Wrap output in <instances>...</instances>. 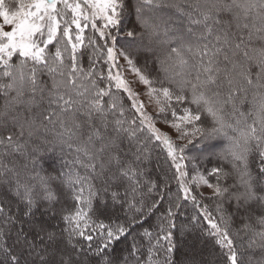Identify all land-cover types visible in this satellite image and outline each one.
Returning a JSON list of instances; mask_svg holds the SVG:
<instances>
[{
  "label": "snow or ice",
  "instance_id": "obj_1",
  "mask_svg": "<svg viewBox=\"0 0 264 264\" xmlns=\"http://www.w3.org/2000/svg\"><path fill=\"white\" fill-rule=\"evenodd\" d=\"M161 7H170V5L165 4L163 0H138L135 5L137 19L150 37L160 36L162 24L153 22L145 13H151ZM196 7L200 9V16L190 17V23L204 26L205 33L199 37L200 40H206L207 36L212 35L209 21L219 24L222 12L231 13L238 28L241 27V21H250V23H242V28L248 30L247 38L245 39L243 33H237L236 41L233 43L230 38L231 33L225 32L223 36L217 35L215 37L217 43L209 47L208 43H184L182 38L181 43L176 44L175 37H169L168 55L166 60L160 62L158 70L162 76L153 79L136 67L128 51L118 50L116 47L118 30L126 8L124 0H9V2L0 0V92L6 98L10 97L5 100L4 112L0 113V123L6 126L8 121H19L21 114L17 108L22 104H27L26 111L31 113L32 107L38 106L37 95L44 100L47 91L48 104L55 105L59 112L56 109L46 111L43 120L59 123L63 130L60 135L66 134L70 138L76 135V130L82 127L81 122L76 119L77 113L86 118L92 129L91 134L77 151H82L89 161L95 158V153L90 151L89 147L93 137L103 141L109 124L115 133H126L129 138H134L138 131L142 132L146 127L155 140L162 142L166 147L167 154L176 169L175 179L183 193V196L177 197L175 202L169 200V206L165 210L166 215L160 217L158 231L153 233L143 228L141 217L151 216L159 204L164 202L163 189L168 188L167 183L164 184L163 189L157 191V199L150 205H145L143 201L139 202V206L134 200L123 201L118 191H112L113 205L126 203L128 209H134L139 215L129 216L123 223L105 224L102 220L93 221L90 215L104 211L103 207L94 208L92 203L96 198L103 201L104 197L94 189L89 177L79 175L69 177L65 184L71 192L76 207L74 211H69L62 217L66 224L63 231L67 234L63 248L50 252L46 244L44 250L38 251L39 246L34 241L28 242L25 239V243L31 249L28 255L34 256V260H25L24 264H121L112 259L109 249L115 251V246L126 240L137 225L142 229L139 235L143 237V241L133 238L129 246V255L136 256V264H171V253L174 248L172 229L176 227L173 217L181 207V198L191 199L193 202L197 198L191 194L185 183L187 172L181 171L184 165L179 161L184 159L182 155L184 148L177 149L169 136L156 128L153 116L147 113L148 105L139 100L131 83L123 75L119 64L120 58L126 62L128 69L139 83L145 86L144 95L147 96L149 103L154 101L157 113L165 114L171 110L172 120L169 121L165 115L164 122L176 131L179 139L188 138L190 144L191 137L203 136L207 139L223 138L227 142L220 155L231 163L238 174V183L232 185L237 191L231 194L237 202V207H240L241 200L245 204L255 200L264 207V184H254V178L248 168V156L254 144L260 159V180L264 181V0H231V3L226 0H205L203 5L198 4ZM188 32L192 33V29L189 28ZM163 33L168 36L166 27ZM134 35V31L126 32L128 37ZM255 40L260 43H254ZM226 47L228 51L225 50ZM221 55L226 62L224 68L217 66V58ZM190 57L198 58L197 65H190ZM237 57H242V60L238 61ZM85 58L87 67L84 65ZM205 58H207L206 64ZM229 64L230 68L227 67ZM192 67L198 69L195 74L190 70ZM253 68L257 69L255 74ZM221 72L228 84L227 100L220 98V91H212L213 86L217 89L223 87V81L219 80ZM43 75H47L51 81L50 87L46 81L41 80ZM166 84L176 85V90L165 86ZM250 90L252 99L249 101L247 94ZM122 93H126L132 102L131 107L138 114L139 124L137 118L131 121L124 118ZM239 93H244L240 104L246 102L249 104L246 112L232 103L233 97ZM105 97L108 99L105 100ZM185 101L195 105V109L184 107L183 114L177 115L173 102L182 105ZM226 103L232 104L234 113L239 112L241 119H237L235 124L224 119ZM66 113L72 114L71 123L64 118ZM110 115L115 117L111 121L108 119ZM202 116L210 119L211 127L203 126ZM94 117L99 118V127H94L91 123ZM249 117L252 118L251 122ZM26 122L30 125L35 124V117L27 118ZM19 127V134L23 136V124ZM12 141L13 134L9 133L0 138V145L6 142L10 144ZM110 142L114 143L115 139L111 138ZM98 151L104 152L105 146ZM137 151L140 149L138 148ZM178 152L181 155L178 156ZM113 160L116 164H120L118 156H112L108 162L111 163ZM85 167L96 173L95 163L90 162ZM100 168L101 172L97 175L104 172L103 163ZM221 173H223L221 168H213L210 173L217 175L216 184L210 183L203 176H194L192 181L197 185L202 183L213 189L214 196L224 197L229 193V187L219 183L222 178L219 175ZM120 174L133 183H138L135 180L134 169L121 168ZM227 175L228 173H223L224 177ZM42 187L43 199L51 205L56 201L57 195L47 187L46 183ZM86 189L87 197L84 195ZM154 189H157L155 182L151 184L149 191ZM104 191L107 192L108 189L105 188ZM22 201L26 215L33 214L34 210L41 206L30 191L25 192ZM217 211H221L220 205H217ZM0 215H5L3 207H0ZM203 216L210 228L207 235L214 238V242L222 249H227L225 253L227 264H243L237 246L230 238L229 222L223 213L220 223L211 218L206 210ZM7 219L15 223L10 216ZM193 219L195 220V217ZM221 224L224 227H221ZM93 225L94 229L99 230L101 237L99 243L95 245L92 243L94 237L88 231ZM43 231V226H38L36 229L37 237L41 241L44 240L40 235ZM242 231L246 235L251 233L247 242L248 249L251 250L255 246L264 250V215L255 217V225L246 222ZM47 240L49 243L54 242L55 233L48 232ZM81 240L87 241V245L82 244ZM144 248L147 250V256L141 260L140 256H143ZM0 252L4 257L0 264H21V257L16 254L14 248L0 246ZM123 264H127V260ZM261 264H264V261H261Z\"/></svg>",
  "mask_w": 264,
  "mask_h": 264
},
{
  "label": "trees",
  "instance_id": "obj_2",
  "mask_svg": "<svg viewBox=\"0 0 264 264\" xmlns=\"http://www.w3.org/2000/svg\"><path fill=\"white\" fill-rule=\"evenodd\" d=\"M205 0L201 2H195V0H186L185 4L179 8H171L168 15H163L162 20L168 22V27H174V30H183L188 22H185L187 17L181 18L180 21L169 22V18L173 15L179 13L184 14H196V18L200 16V9L196 5H203ZM231 3V0L226 1ZM135 0L125 1V12L124 14H132V19L127 22L124 29L128 31H134L135 35L133 37H123L120 40H131L130 38H141V36H147L143 39V46L147 48L149 42L155 41L157 37H150L149 34L141 27L140 22L135 18ZM163 7L157 8V12H161ZM183 14V15H184ZM221 22L218 24L219 30L222 32L220 36H223L225 32L231 33V39L233 43L236 41V34L243 33L245 39L247 38V29L242 28L243 22L241 21V27H237V22L233 19L231 13H220ZM234 21V22H233ZM126 22V21H125ZM209 25L213 28V21H209ZM259 26V22H257ZM201 28V34L205 31L203 25H197ZM193 30L192 27H189ZM186 28V29H189ZM217 28V27H216ZM217 28V29H218ZM168 30V29H167ZM126 36V35H123ZM174 37L172 34L168 33V36L163 35L158 38L163 43L162 40L165 39L166 47H156L150 48L152 51L148 53H141L140 49L123 48L132 56L136 67L141 69L145 74L149 75L153 79L158 76H162L159 73V65L162 60H166L168 55V49L170 44L168 43V38ZM136 40V39H135ZM184 43H208L209 47L215 45L217 41L215 38H207L206 40H201L198 42H191V40L185 41ZM175 43H181V39L177 41L175 38ZM254 43L259 44L260 41L255 40ZM148 49V48H147ZM228 51V48L225 49ZM163 54V55H162ZM229 54H231L229 52ZM161 55V57L159 56ZM150 56V57H149ZM152 56V57H151ZM163 56H165L163 58ZM163 58V59H162ZM217 66L220 68L225 67V61L223 56L217 58ZM237 60H242V57H237ZM190 65H197L198 58H189ZM204 63H207V58H205ZM84 65L87 67V59H84ZM231 67V65H227ZM190 70L195 74L198 70L197 67H192ZM253 73L257 71L256 68L252 69ZM214 75L216 73H213ZM42 81L48 83V87L51 86V81L47 75L41 76ZM179 80V77H177ZM219 80L223 81L222 88L212 87V91H220L221 99L227 100L228 84L224 79L223 72L219 74ZM159 86V85H157ZM176 90V85H165ZM14 95V93L12 94ZM244 93H239L233 97L232 103H235L240 107L241 111H247L249 104L246 102L243 105L240 104V99L243 97ZM248 100L252 99L251 90L248 92ZM121 101L125 107V119L131 121L133 118H137V124H139L138 115L135 114V110L128 109L129 101L123 98L121 95ZM37 97H40L37 95ZM37 105L33 106L31 113L26 111L28 105H19L17 111L21 114V119L17 122L8 121L5 126L0 123V138L5 137L9 133L13 134V141L0 145V207L5 209V215H0V246H7L14 248L17 255L21 257V264H24L25 260L33 261L34 256L28 255L31 251L28 245L25 243V239L28 242H33L38 245V251H42L45 245H50L52 251L63 248L64 241L66 240L67 234L63 231L66 227L65 222L62 217L69 211H74L76 204L71 197V192L66 186L65 182L69 177L88 176L89 182L94 185V189L99 191V195L104 197V200L96 198L93 200L94 208H104L103 212L90 213L92 220L98 222L102 220L105 224H110L113 222L123 223L128 219L129 216L139 215L135 213L134 209H128L126 203H122V206L115 210L113 205H111V192L118 191L123 201L134 200L139 206V202L143 201L145 205H150L153 200L157 199V191L163 189L165 183L168 184L167 189H163L165 193L164 202L159 204L156 211L149 217L143 219V228H147L153 233L158 231V224L160 217L166 215V208L169 206V200L175 202L177 197H182L183 193L180 190L179 184L175 179L176 169L173 166L171 158L167 154V149L162 142L155 140V138L148 132L147 128L144 131L137 132L134 138H129L126 133L117 134L113 131L111 124H109L110 135H106L103 141H98V144H94L93 147L98 149L99 146L104 144L107 149L106 154V166L105 168L109 171L106 173H100V163L95 157L93 160L89 161L88 158L77 161V157L80 153H76L73 148L78 146H83L87 141L88 136L91 134V128L89 127L86 118L83 115L77 113L76 119H78L82 127L76 130V136L78 140H71L66 142L64 139L68 135H60L63 131L60 128L59 123H50L47 120H43V114L46 111L56 109L55 105L48 104L47 91L45 92V99H37ZM6 98L0 92V108L4 112V103ZM108 98L105 97V100ZM177 106L179 111L182 112V108L189 107L195 109V105L188 104L185 101L182 105H177L173 102V108ZM37 108V109H36ZM59 112V109H56ZM169 110L166 112L168 115ZM182 115V114H181ZM35 117V124H29L26 122L27 118ZM224 119L229 123L235 124L237 119H241L239 112H233L232 104L226 103L223 112ZM64 118L71 123L72 114H64ZM114 116H109L108 119L111 121ZM167 118L170 119L169 116ZM251 117H249V122H251ZM202 121H204L203 126L208 128L211 127V121L206 116H202ZM94 127L100 126V120L97 117L93 118L91 122ZM198 124L200 122H197ZM23 124L24 134L21 136L19 134V125ZM128 125L126 124L125 127ZM231 134V133H230ZM118 135L122 137V148L120 150V155L118 154L120 144H118ZM69 137V136H68ZM111 138L115 139L114 143H111ZM192 143L185 144L184 155L191 157L192 159H185L179 161L184 165L181 171L187 172V177H185V182L189 189H191V194L196 196V201L193 202L191 199L183 200L181 198V207L177 211L176 215L173 217L176 227L172 229V243L174 245L173 252L171 253V264H227V259L225 253L227 249H222L219 245L214 242V238H210L207 232L210 230L208 222L204 219L203 212L206 210L210 213L211 218L215 219L217 223H220L221 213H223L225 219L229 222V234L233 233L236 241H234L237 246L238 253L241 256L243 264H261L264 261V250L256 247V249L248 250L245 244H248V239L251 233L245 234L243 225L246 222H251L255 225V217L258 215H264V207L260 205L258 201H251L245 204L243 200L240 201V207H237V202L235 198L231 195L236 192L237 189L232 187L233 184L238 183V174L232 168L229 161L224 160L220 153L222 152L226 141L223 138L217 139H207L203 136L192 137ZM95 140L96 138L93 137ZM98 140V139H97ZM105 141V142H104ZM104 142V143H103ZM65 143V147L68 149H60L59 145ZM71 145V147L69 146ZM140 151H137V149ZM81 153H83L81 151ZM99 156V154H97ZM178 156L181 154H177ZM112 156H118L120 164H116L115 160L111 163L108 161ZM139 156V159H137ZM99 158V157H98ZM96 164V173H93L90 169L89 171L85 167L88 163ZM260 159L257 155V149L253 144V150L248 156V168L253 176V183L257 185L264 184V181L260 180L259 173ZM121 168H131L136 172L135 180L138 183H133L127 177L120 174ZM213 168H221L223 173H228L226 177L221 175L219 183L222 186L229 187V193L225 194L224 197L218 199L217 197L207 196L203 194L197 187L196 183L192 180V174H200L205 176L207 180L212 183H217V175L210 174ZM117 179V181H116ZM155 182L157 184V189L149 191L151 184ZM47 184L54 193L57 195V199L51 205L43 199L44 191L43 184ZM109 186L108 191L104 192L101 190L103 186ZM133 188L135 191H133ZM30 191L34 199L40 203V207L35 209L33 214L26 215L24 212L25 205L22 201V197L25 192ZM243 191V189H240ZM19 193V194H18ZM87 197V189L84 193ZM217 205H220L221 211H217ZM258 206V207H257ZM11 217L15 220V223H11L7 217ZM195 217V220L193 219ZM187 224L189 231H185L182 225ZM27 226V228H25ZM38 226H43L44 231L40 233L44 237L41 241L37 237L36 229ZM221 227H224L221 224ZM58 228V230H57ZM23 229V233L21 230ZM93 235L94 239L92 241L93 245L99 243L101 237L98 229L92 228L88 229ZM142 231L139 225L128 235L126 240H123L120 244L115 246V251L109 249L112 259L121 262L127 260V264H136V256L129 255V246L133 242V238L139 241H143V237L139 235ZM54 232L56 235V240L49 243L47 240V233ZM241 233V235H240ZM27 236H24V235ZM243 234V236H242ZM232 239V237L230 236ZM82 244L87 245V241H80ZM259 243V240H257ZM197 249H195V245ZM200 244V245H199ZM243 245V247H240ZM200 246V247H199ZM199 248V250H198ZM187 250V251H186ZM198 250V251H197ZM51 252V250H49ZM191 253L186 256L187 252ZM143 256L140 259L143 260L147 256L146 248L142 249ZM2 254V252H0ZM205 253V256L203 257ZM251 257V260H249ZM160 258L163 256L161 254ZM4 257L0 258L3 261ZM83 259V255H81Z\"/></svg>",
  "mask_w": 264,
  "mask_h": 264
},
{
  "label": "rangeland",
  "instance_id": "obj_3",
  "mask_svg": "<svg viewBox=\"0 0 264 264\" xmlns=\"http://www.w3.org/2000/svg\"><path fill=\"white\" fill-rule=\"evenodd\" d=\"M126 0H124V2H125ZM185 1L186 0H163V2L165 3V4H167V5H170V7H163V10L161 11V12H157L156 11V9H154L153 10V12H151V13H145V15L146 16H150L151 18H152V21L153 22H156V23H161L162 24V28H161V34H160V36H158L157 38H155V41H153V42H151V44H150V42L148 43L149 44V46H147V48H146V46L144 47L143 46V39H144V37L145 36H147V34L145 35V36H141V38H135L134 40H133V38H130L131 40H127V41H124V40H120L119 38H123V37H127V36H123V35H126V32H127V30L126 29H124V26H125V24L127 23V22H130V20L132 19V14H131V19H130V15H128V14H124V16H123V20H122V23H121V25H120V27H119V30H118V38H117V43H116V47H117V49L118 50H122L123 48H132V49H136V50H138V49H140V52L141 53H148V52H151L152 50L151 49H149V47L151 48H156V47H166L167 45H163V43L165 44V39L164 40H162L163 41V43H161V42H159L160 40L158 39V38H161L163 35H164V33H163V29L166 27L167 29H168V33H170V34H172L176 39H177V41H179L181 38L182 39H184L185 41H187V40H191V42H195V40H197L198 42H200L201 40L199 39V37L202 35L200 32L202 31L201 30V28H199V27H197V25H194V24H191L190 23V17L191 18H196V14H184V13H179V14H177V15H173L171 18H169V22H173V21H180L181 20V18H183V17H187V19L185 20V22H188V24H187V26L183 29V30H181V31H176V30H174V27H171V26H167L168 25V22H164L163 20H162V17H163V15H168L169 14V11H170V9L173 7V8H179V7H181L182 5H184L185 4ZM190 1H192V0H190ZM201 2V1H203V0H195V2ZM226 1H228V0H226ZM6 2H9V0H6ZM137 2H138V0H135V4L134 5H136L137 4ZM223 13H226L227 14V12H223ZM184 14V15H183ZM134 16H135V18H137V15H136V11H135V13H134ZM126 21V22H125ZM234 22V21H233ZM213 28H212V35H210V36H207V38H215L217 35H221V31L219 30V28H218V24H215L214 22H213ZM189 27H192L193 28V30H192V33H189L188 32V29H186V28H189ZM218 29H217V28ZM205 33V31L203 32V34ZM216 40V39H215ZM163 55V54H162ZM160 57H161V55H159ZM150 57V56H149ZM152 57V56H151ZM165 56H163V58H164ZM162 58V59H163ZM165 60V59H164ZM119 64H120V66H121V70H122V72H123V75L125 76V78L131 83V86H132V88H133V91L134 92H136L137 94H138V96H139V100L140 101H142V102H144L146 105H148V107H147V113L149 114V115H151V116H153V122H154V124H155V126H156V128H158L160 131H161V133H163V134H165V135H168L169 136V138L173 141V144H174V146L175 147H177V149H179L180 147H184L185 146V144H188V138H185V139H183V140H181V139H179L178 138V134L176 133V131L174 130V129H172L171 127H170V125L168 124V123H165L164 122V117H165V115H166V113L165 114H158L157 113V110H156V105H155V103H154V101L153 102H151V103H149V101H148V98H147V96L146 95H144V93H145V91H146V89H145V86L143 85V84H141V83H139V81H138V79L134 76V74L128 69V66L126 65V62L122 59V58H120L119 59ZM123 94V98H126L128 101H129V106H128V109H130V110H134L132 107H131V101L128 99V97H127V94L126 93H122ZM121 94V95H122ZM122 97V96H121ZM37 99H40V97H37ZM37 109V108H36ZM174 109L176 110V112H177V115H181V114H183L182 112H180L179 111V109H178V107L177 106H175L174 107ZM0 111L2 112V109L0 108ZM135 114H137L136 112H135ZM138 115V114H137ZM167 116H169L170 117V119L169 118H167L169 121H171L172 120V117H171V110H169V113H168V115ZM189 132H191V128L189 127ZM110 135V131H109V128H108V132H107V134L106 135ZM106 137V136H105ZM78 140L79 138H77V136L75 135V136H72L71 138L70 137H65V141L66 142H69V141H71V140ZM191 139L193 140V138L191 137ZM122 137H120L119 135H118V144H120V148H119V151H118V154L120 155V150H121V148H122ZM100 142V140H97V139H93V141H92V143H91V145H89V147H90V151H92L93 153H95V157H97V160L99 161V163H100V165L103 163L104 164V166H106V154H107V149L105 148V151L104 152H99L98 150L102 147V146H104V144H102V146H99L98 147V149H96L95 150V148L93 147V145L96 143V144H98L97 142ZM105 142V141H104ZM103 142V143H104ZM66 145H65V143H62L61 145H59V148L61 149H68V148H66L65 147ZM78 147H81V146H78ZM78 147H76V148H73V150L74 151H76V153H80L79 154V156L77 157V161H79V162H81V160H83V159H85V158H87V157H85L84 156V154L83 153H81V151H77V148ZM179 153V152H178ZM177 153V154H178ZM97 154H99V156L97 155ZM179 154H181V153H179ZM182 155L184 156V159L183 160H185V159H192L191 157H189V156H187V155H184L183 153H182ZM99 157V158H98ZM100 167V166H99ZM101 169V168H100ZM107 169H110V168H105V170H104V172L103 173H106L107 174V172L106 171H109V170H107ZM87 170L89 171V169L87 168ZM101 172V171H100ZM194 176H201L200 174H192V177H194ZM205 179H207L205 176H203ZM116 181H117V179H116ZM190 181H192V180H190ZM186 183V182H185ZM187 184V183H186ZM196 185V187L203 193V194H205V195H207V196H213V197H216V196H214V194H213V189H211V188H209V187H207L206 185H204V184H202V183H200L199 185H197V184H195ZM108 187L109 186H107V185H105V186H103V188H101V190H103L104 191V189L105 188H107L108 189ZM191 190V189H190ZM105 192V191H104ZM218 199H220V198H222V197H217ZM111 202V205H113V202H112V200L110 201ZM114 206V208H116L115 210H118L121 206H122V203H117V204H115V205H113ZM258 207V206H257ZM181 227H183L184 228V230L185 231H189L191 228H189V225H187V224H184L183 223V225L181 226ZM25 228H27V226H25ZM57 230H58V228H57ZM24 235V234H23ZM240 235H241V233H240ZM24 236H26V235H24ZM230 236L232 237V239L234 240V241H236L237 239H235V236L233 235V233H231L230 234ZM242 236H243V234H242ZM26 238H27V236H26ZM200 245V244H199ZM246 245V248L248 249V244H245ZM197 244L195 245V249H197ZM200 247V246H199ZM253 249H256V247L254 246L253 247ZM48 250H51L52 251V247L50 246V245H48ZM198 250H199V248H198ZM197 250V251H198ZM248 250H250V249H248ZM187 251V250H186ZM191 253V251H189V252H187V254H186V256H188L189 254ZM2 256H3V253L1 254L0 253V258H2ZM205 256V253H204V255H203V257ZM0 262H2L1 260H0Z\"/></svg>",
  "mask_w": 264,
  "mask_h": 264
}]
</instances>
